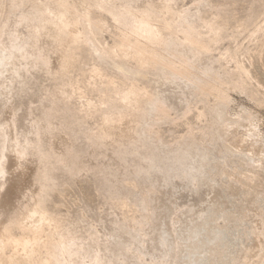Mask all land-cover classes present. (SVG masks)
Here are the masks:
<instances>
[{"label": "rangeland", "instance_id": "rangeland-1", "mask_svg": "<svg viewBox=\"0 0 264 264\" xmlns=\"http://www.w3.org/2000/svg\"><path fill=\"white\" fill-rule=\"evenodd\" d=\"M18 1L42 5L46 0ZM166 2L169 10L152 15L150 22L170 47L155 50L188 71L187 77L173 76L165 66L139 68L131 55L119 52L100 58L84 42L76 45L75 61L62 77L51 74L54 57L47 69L15 53L0 66V158L4 149L8 153L5 135L20 148L37 141V122L51 109L54 93L63 92L68 106L54 124L63 123L64 130L52 147L59 154L66 142L80 158L76 167L52 166L42 207L80 251L76 264L95 259L94 264H240L247 259L264 264V0ZM81 11L102 27L93 31V40L113 48L119 26L95 6ZM184 30L206 49L186 41ZM15 31L17 42L29 37L23 24ZM75 32L80 34L81 26ZM197 79L203 80L200 85ZM130 86L147 93L149 100L141 106L148 117L137 124L124 169L110 151H96L90 136L102 126L112 89ZM221 95L229 96L225 109ZM11 118L14 124L7 130ZM236 118L240 123L233 125ZM252 129L256 136H250ZM251 150L256 153L252 161L246 157ZM25 162L18 168L22 176L11 180L3 214L33 187L27 167L35 161L27 157ZM218 235L223 236L213 240ZM214 249L217 258L209 257Z\"/></svg>", "mask_w": 264, "mask_h": 264}, {"label": "bare ground", "instance_id": "bare-ground-1", "mask_svg": "<svg viewBox=\"0 0 264 264\" xmlns=\"http://www.w3.org/2000/svg\"><path fill=\"white\" fill-rule=\"evenodd\" d=\"M83 6L88 8L95 6L106 12L119 26L121 29L119 41L113 48H104L93 40V31H100L102 27L99 23L90 21L86 13H82ZM163 10H169L166 0H142L141 2L139 0H79V2L46 0L42 5L29 1L0 0V66L7 57L10 59L15 53H20L23 59H31L35 64L48 69L54 57L55 64L51 74L62 77L75 61L76 45L84 42L92 53L100 58L110 59L115 52H119L122 57L131 55L139 68L165 66L171 70L173 76L185 78L188 71L178 70L171 59H166L155 50V46L159 45H162L164 49L170 47V41L162 40L159 34L161 31L159 32V28L156 29L157 27L155 28L150 22L152 15ZM57 21L59 23L53 24ZM20 24L27 26L29 37L17 42L15 27ZM77 26L82 28L80 34L75 32ZM184 38L195 48L206 49L205 44L192 35L190 30L185 31ZM214 39L215 37L210 38L211 41ZM4 52H6L5 55H3ZM119 70L122 68L120 67ZM201 80H196L198 85L202 83L203 80ZM238 89L242 92L245 90L243 85H238ZM112 92L114 98L107 102L108 108L104 112L102 126L97 133L90 136V139L96 151H110V158L122 163L123 168L126 169V162L131 158L135 143L137 124L141 119L148 117L141 103L148 101L149 98L146 92L136 86L123 90L112 89ZM228 97L221 95L218 99L223 109L229 104ZM51 103V109L46 111L42 119L37 122L35 131L37 141L33 145L20 148L14 140L8 139L5 135L9 147L6 149L8 153H4V149L0 158V208L5 196L12 191L11 180L17 181L16 179L22 176L18 168L27 157L35 161L34 165L27 167L32 173L30 181L35 190L32 191L34 189L32 187L26 193L27 190L24 188L26 191L20 195L21 200L17 201V205L7 214H3L0 209V264H74L76 258H73L80 252L73 241L61 235L62 231L60 233L58 230L61 227L57 225V218L42 207L46 190L44 183L52 171V166L76 167L80 158L79 154L66 142L62 144L61 153L58 154L53 149L52 142L59 138L64 130L63 123L57 127L54 122L60 121L64 108L68 106V98L63 92L57 91ZM152 109L157 112L156 107ZM224 116V113L220 116L222 126H225ZM245 117L248 122L251 121L248 114H245ZM239 119L234 120L232 124L238 125ZM13 124L14 120L11 118L6 127ZM250 136H256L254 129ZM45 137H48L46 141ZM253 153H255L254 150H251L248 153L250 156L246 155L248 160H254ZM182 157L183 154L177 156L178 159ZM47 164L50 167H47ZM111 176L114 177L115 173L112 172ZM16 198H19L18 194ZM146 204L147 201L144 199L140 206L145 207ZM13 229L19 230L21 234L14 236ZM222 236L218 235L213 240ZM227 236L228 234L225 233V237ZM255 236L260 237L257 234ZM259 249L263 250V247ZM217 252L214 249L209 257L217 258ZM95 260L90 261V264H94ZM247 261L248 259L243 260L240 264H251Z\"/></svg>", "mask_w": 264, "mask_h": 264}]
</instances>
